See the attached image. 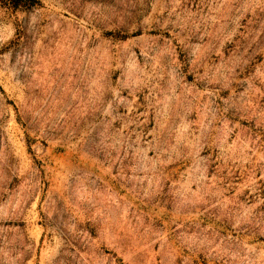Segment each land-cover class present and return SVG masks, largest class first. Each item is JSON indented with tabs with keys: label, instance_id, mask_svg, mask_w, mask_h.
<instances>
[{
	"label": "rangeland",
	"instance_id": "obj_1",
	"mask_svg": "<svg viewBox=\"0 0 264 264\" xmlns=\"http://www.w3.org/2000/svg\"><path fill=\"white\" fill-rule=\"evenodd\" d=\"M0 264H264V0H0Z\"/></svg>",
	"mask_w": 264,
	"mask_h": 264
},
{
	"label": "trees",
	"instance_id": "obj_2",
	"mask_svg": "<svg viewBox=\"0 0 264 264\" xmlns=\"http://www.w3.org/2000/svg\"><path fill=\"white\" fill-rule=\"evenodd\" d=\"M8 1L10 4H12L15 7L31 6L38 2V0H8Z\"/></svg>",
	"mask_w": 264,
	"mask_h": 264
}]
</instances>
